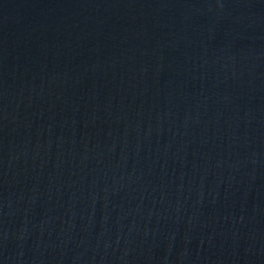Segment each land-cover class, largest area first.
Here are the masks:
<instances>
[{
	"label": "water",
	"instance_id": "1",
	"mask_svg": "<svg viewBox=\"0 0 264 264\" xmlns=\"http://www.w3.org/2000/svg\"><path fill=\"white\" fill-rule=\"evenodd\" d=\"M0 264H264V0H0Z\"/></svg>",
	"mask_w": 264,
	"mask_h": 264
}]
</instances>
